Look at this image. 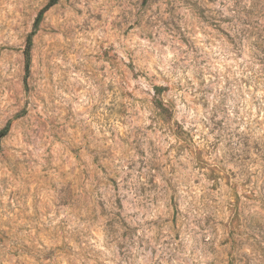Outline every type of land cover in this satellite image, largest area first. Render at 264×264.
<instances>
[{
    "label": "rangeland",
    "instance_id": "rangeland-1",
    "mask_svg": "<svg viewBox=\"0 0 264 264\" xmlns=\"http://www.w3.org/2000/svg\"><path fill=\"white\" fill-rule=\"evenodd\" d=\"M49 1L0 0V264H264V0Z\"/></svg>",
    "mask_w": 264,
    "mask_h": 264
},
{
    "label": "trees",
    "instance_id": "trees-1",
    "mask_svg": "<svg viewBox=\"0 0 264 264\" xmlns=\"http://www.w3.org/2000/svg\"><path fill=\"white\" fill-rule=\"evenodd\" d=\"M58 2V0H50L49 3L46 5V7L39 12L35 23H34V29L36 27H38L39 23L42 20L43 14L52 6H54L56 3ZM32 35L33 33H31L26 41V47L23 51V55H24V59H25V68L28 70L29 67V63H30V49H31V45H32ZM164 89L162 87H158V86H154L153 87V91H154V106L155 108L158 110V112L160 113V115H162L163 117H166L167 119H171L172 117V112L171 109L169 108L168 105H166L161 99H159V95L162 93ZM8 132V127H5L4 129H2L0 131V141L2 138H4L6 136ZM1 150V147H0Z\"/></svg>",
    "mask_w": 264,
    "mask_h": 264
}]
</instances>
